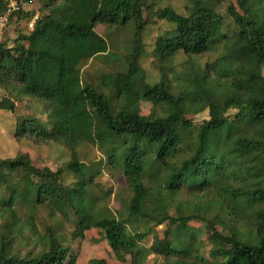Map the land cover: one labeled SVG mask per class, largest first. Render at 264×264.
Returning a JSON list of instances; mask_svg holds the SVG:
<instances>
[{"label": "trees", "instance_id": "16d2710c", "mask_svg": "<svg viewBox=\"0 0 264 264\" xmlns=\"http://www.w3.org/2000/svg\"><path fill=\"white\" fill-rule=\"evenodd\" d=\"M36 1L41 10L25 14L29 22L36 17L32 29L12 46L0 43V111L15 116L13 95L44 104L50 127L16 117L13 136L62 146L69 160L52 171L34 167L27 153L0 158V264H75L64 234L51 225L41 234L33 229L41 208L51 220L73 223L71 242L100 230L120 263L145 264L154 255L160 264H264V0H187L184 14L158 8L155 18L173 28L154 41L155 82L140 64L149 24L143 11L152 3ZM7 3L0 0V15ZM224 4L232 34L218 12ZM98 25H130L133 38L123 69L100 74L97 88L82 83L80 69L108 54ZM213 50L217 57L201 66L197 58ZM179 54L186 59L176 68ZM139 93L151 105L147 115ZM204 111L208 119L196 124ZM84 143L120 168L131 192L125 213L100 212L89 198L99 170L80 161ZM192 222L204 227L206 244ZM150 224L164 229L144 248L147 233L136 225ZM21 236L32 245L24 256L14 251Z\"/></svg>", "mask_w": 264, "mask_h": 264}, {"label": "rangeland", "instance_id": "374dc122", "mask_svg": "<svg viewBox=\"0 0 264 264\" xmlns=\"http://www.w3.org/2000/svg\"><path fill=\"white\" fill-rule=\"evenodd\" d=\"M235 2L236 0H229ZM146 4H153V7L146 8L143 11L144 17H147L149 24L143 31L142 41L144 44V53L141 57L140 64L145 70L147 80L149 82H155L158 80L157 72L152 67V63L155 60L153 55L154 41L157 36L162 35L165 31L172 30V25L165 21H160L155 18L154 12L158 8L165 6H171L178 13L184 14V6L187 0H146ZM40 4L33 0L30 4L22 3L19 9V14L15 15L4 32L3 44L6 46H12L18 36L27 34L30 30L28 27L27 16L38 13L41 8ZM218 12L224 16L226 34H232L236 29L233 22L229 19L225 11V4L218 8ZM27 14V16H25ZM96 32L101 35L108 43V54L101 58H95L82 65L81 77L82 83H90L94 87L98 88V77L102 73H111L123 69L124 56L130 52L132 48V27L130 25L116 28L105 27L98 25ZM218 50H213L197 58V62L203 66L205 63H211L217 57ZM186 57L182 54L176 56L174 60V66L179 68L180 64L185 61ZM15 92H18L15 89ZM14 93V92H13ZM5 94L4 90L0 89V97ZM140 98V110L143 115H147L151 109V105L147 102L139 93ZM12 99L16 104V114H11L0 111V158H12L18 152L27 153L32 161L34 167L44 168L47 167L52 171H56L59 167H63L69 160V152L59 145H45L36 142L33 139H21L20 136H13L15 118L19 119L34 117L42 123L45 128L50 127L49 114L47 113V107L39 103L38 101L26 97H15ZM230 115L234 114V111L229 112ZM208 119L207 111H204L196 115L193 120L196 124L201 123L203 120ZM78 156L82 163L95 167L98 171L97 177L94 180V184L90 187L88 195L91 200H94L93 204L100 212H109L117 214L118 212L125 213L124 207L131 196V192L127 187L125 179L119 167L113 168L107 163L106 156L103 151L90 144H81L78 148ZM62 181L66 186H71L75 181L68 171L64 172ZM183 196V195H182ZM19 216L22 218L25 214L23 208L18 210ZM169 215L173 216V210H169ZM0 220V225H1ZM55 227L58 234H64L71 246V252L69 256L75 258V264H91L92 260H104V264H130L129 257L125 263L117 261L109 249L107 243L103 239V234L98 229H91L85 233V235L74 242L70 241V234L73 229V223L65 222L63 219L55 217L50 219L48 210L45 208L38 209L35 218L33 229L38 234L44 232L46 226ZM191 226L199 228V240L204 241L206 244L205 229L197 222H192ZM140 232H146L147 237L142 243V247L147 248L154 235L157 234L161 237V232L164 226L155 227L150 224L146 227H140L136 225ZM30 233H28L29 236ZM27 237H20L16 240L14 251H18L21 256H24L31 248L32 245H28L24 242ZM209 246H202L201 253L207 258ZM161 258H157L154 255H149L145 264H160Z\"/></svg>", "mask_w": 264, "mask_h": 264}, {"label": "built area", "instance_id": "2783aa9c", "mask_svg": "<svg viewBox=\"0 0 264 264\" xmlns=\"http://www.w3.org/2000/svg\"><path fill=\"white\" fill-rule=\"evenodd\" d=\"M20 6L21 5L18 2L14 1V0H8L7 9L5 10V12L3 14L0 15V43L2 42L4 32L8 27L10 16L15 11L20 9ZM35 18L36 17H34L33 20L27 24L30 29H32V24H33V21Z\"/></svg>", "mask_w": 264, "mask_h": 264}]
</instances>
